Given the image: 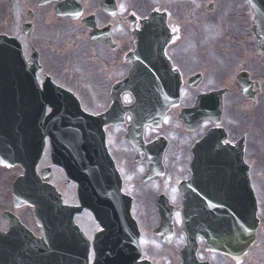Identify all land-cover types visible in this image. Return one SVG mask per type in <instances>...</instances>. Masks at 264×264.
I'll return each instance as SVG.
<instances>
[{
    "label": "flooded vegetation",
    "instance_id": "1",
    "mask_svg": "<svg viewBox=\"0 0 264 264\" xmlns=\"http://www.w3.org/2000/svg\"><path fill=\"white\" fill-rule=\"evenodd\" d=\"M64 1L40 6L38 0H0V35L20 43L25 62L26 73L17 78L29 80L37 59L41 69L36 81L40 88L50 78L98 116L111 107L112 87L131 68L127 57L136 49L132 33L141 30L142 21L151 13L164 14L170 41L163 50L162 43H143L142 54L151 63H168L171 72L180 75V98L160 122L152 125L140 127L145 117L125 112L121 122L104 126L121 189L132 200L140 229L137 204L151 206L152 225L158 222L157 207L173 209L175 238L180 241L181 183L193 174H203L209 199L216 204L226 197L227 188L239 182L237 176L246 174L257 201L258 229L239 264H264V102L258 105L262 94L261 88L258 90L260 51L252 37L255 16L247 1L74 0L76 8L68 9L71 16L58 18L52 12L57 3ZM240 73L250 82L249 95L254 100L243 97L237 80ZM170 74L169 70L168 86ZM223 89L226 92L221 97L220 115L215 106H209L216 100L208 99L203 111L197 110L200 96ZM119 97L122 109L133 103L128 91ZM13 102L18 105L19 99ZM184 110L190 111L189 130L181 118ZM205 137L207 142L202 147L200 142ZM45 169L49 170L47 182ZM55 169L51 173L49 139L45 138L37 174L46 188L52 184L64 201L72 202L68 200L70 189H77V185ZM19 175L18 166L0 167V232L8 230L3 213L10 212L37 233L31 209H15L11 202L12 184ZM77 224L84 233L85 229L91 231L82 218ZM196 257L208 264H237L229 256L206 250L200 240Z\"/></svg>",
    "mask_w": 264,
    "mask_h": 264
},
{
    "label": "water",
    "instance_id": "2",
    "mask_svg": "<svg viewBox=\"0 0 264 264\" xmlns=\"http://www.w3.org/2000/svg\"><path fill=\"white\" fill-rule=\"evenodd\" d=\"M254 1L259 11V18L264 21V0ZM52 93V101L63 102L65 94ZM56 103L54 105L59 106L60 103ZM63 112L60 110L61 114ZM66 112L74 116V121H67L66 126L62 127L65 129L63 131L65 136L59 142L56 140L53 142L54 155L58 157L56 163L58 162L65 169L69 177L75 178L77 175L80 180L82 189H79L78 194L82 207L79 210L87 207L94 212L102 226L105 227L104 223H109L110 231L98 236L94 264H147L136 262L139 253L136 245L135 227L129 217V201L124 196L118 195V189H116L118 183L111 162L104 150L102 138L97 132H94L91 118L83 115L77 107L66 108ZM160 114L162 113L160 112ZM76 122L78 123L75 124ZM78 130L82 132L84 139L79 137ZM97 186L101 189H97ZM245 186L248 189L246 184ZM185 196V201L188 202L187 192ZM184 211L186 220H188L186 205ZM189 221H192L191 217H189ZM122 224H125L126 227L121 229L120 225ZM186 227H188V222H186ZM250 228V224L244 223L243 233L241 231L237 233L239 238L246 241ZM119 242H123L124 245L119 246ZM54 256L59 257V253ZM82 257V263H80V259L69 258L79 261V264H86L85 249Z\"/></svg>",
    "mask_w": 264,
    "mask_h": 264
},
{
    "label": "rangeland",
    "instance_id": "3",
    "mask_svg": "<svg viewBox=\"0 0 264 264\" xmlns=\"http://www.w3.org/2000/svg\"><path fill=\"white\" fill-rule=\"evenodd\" d=\"M224 69L220 70L223 71ZM99 83H97L98 85ZM136 214L139 218L140 224H141V229L145 231L146 234L142 232V239L148 242L150 248H149V253L153 256L160 257L164 256L161 255L163 254V249L156 243L155 240L148 234L150 231V227L154 222L153 219V214L151 210V206L145 203H139L137 204L136 208ZM158 264H175V258L174 257H168L163 259H157L156 260Z\"/></svg>",
    "mask_w": 264,
    "mask_h": 264
},
{
    "label": "snow or ice",
    "instance_id": "4",
    "mask_svg": "<svg viewBox=\"0 0 264 264\" xmlns=\"http://www.w3.org/2000/svg\"><path fill=\"white\" fill-rule=\"evenodd\" d=\"M77 15H79V13H77Z\"/></svg>",
    "mask_w": 264,
    "mask_h": 264
}]
</instances>
